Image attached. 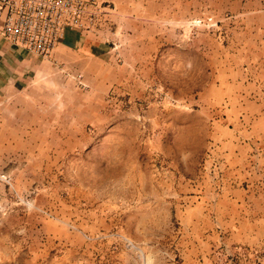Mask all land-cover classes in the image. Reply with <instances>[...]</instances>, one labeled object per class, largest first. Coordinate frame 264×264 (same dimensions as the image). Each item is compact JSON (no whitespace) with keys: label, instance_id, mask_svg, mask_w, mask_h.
Returning <instances> with one entry per match:
<instances>
[{"label":"crops","instance_id":"1","mask_svg":"<svg viewBox=\"0 0 264 264\" xmlns=\"http://www.w3.org/2000/svg\"><path fill=\"white\" fill-rule=\"evenodd\" d=\"M105 1L108 11L96 30L66 29L49 57L12 45L1 34L0 15V175L11 177L9 191L17 194L23 175L34 174L29 171L34 162L72 158L104 134L118 153L114 137L121 122L107 119L110 111L118 113L125 97L149 101L157 51L191 44L203 52L207 82L189 93L187 104L161 102L154 119L141 122L148 131H137L135 138L168 143L172 108L186 109L181 125L193 121L197 128V167L190 174L179 169L172 174L182 192L176 219L181 264H264V102H246L253 96L247 83L253 92L258 87V94L264 89L260 81L256 86L244 78L247 57L240 50L255 49L257 42L264 49V21L253 18L241 0L233 9L227 0ZM198 18L216 22L200 32L201 25L190 24ZM187 30L196 33L191 41H185ZM26 159L31 162L24 166ZM6 184L0 178L5 205ZM8 221L0 219V264H40L36 250H24L22 219Z\"/></svg>","mask_w":264,"mask_h":264},{"label":"rangeland","instance_id":"2","mask_svg":"<svg viewBox=\"0 0 264 264\" xmlns=\"http://www.w3.org/2000/svg\"><path fill=\"white\" fill-rule=\"evenodd\" d=\"M227 1V8L238 7L234 5L238 0ZM245 4L253 18L264 21V0H241L242 7ZM211 20L198 18L190 24L201 25V32L202 27L215 24ZM194 35L187 30L185 41H191ZM230 35L229 29L227 40ZM259 37L256 35L257 41ZM185 45L157 51L156 80L149 101L125 97L118 113L110 111L107 119L121 122L119 137H114L119 142L118 153L113 151L116 145L111 136L104 134L102 140L88 144L81 153L80 149L73 152L72 158L63 157L52 164L34 162L29 169L34 174L23 175L17 194L9 191L11 177L2 178L8 183L5 191L9 201L0 204L4 211L0 219H9V223L17 219L18 224L22 219L19 232L23 234L24 250H36L41 255L40 264H181V232L176 219L182 192L176 190L178 179L172 174L176 169L190 174L197 167L201 146L197 128L192 126L193 121H189V126L181 125L186 109L172 108L163 111L169 115L166 122L171 121L165 129L168 143L154 137L156 141L144 142L141 136L135 138V133L148 131L141 122L153 120L161 102L181 104L184 99L187 104L189 93L207 82L208 64L202 50ZM255 47L240 49L244 59L247 57L242 74L246 79L252 78L250 82L256 86L260 81V89H264V49L259 42ZM247 87L253 96L248 95L246 102H264V95L257 93L261 91L258 87L255 92L251 91V84L247 83ZM108 98L107 106L111 108L112 99ZM150 131L153 134L155 129ZM30 162L26 159L23 165ZM4 199L1 195L0 201ZM11 200H17V206Z\"/></svg>","mask_w":264,"mask_h":264},{"label":"built area","instance_id":"3","mask_svg":"<svg viewBox=\"0 0 264 264\" xmlns=\"http://www.w3.org/2000/svg\"><path fill=\"white\" fill-rule=\"evenodd\" d=\"M105 11V0H0L1 34L17 48L49 57L66 29L94 31Z\"/></svg>","mask_w":264,"mask_h":264}]
</instances>
